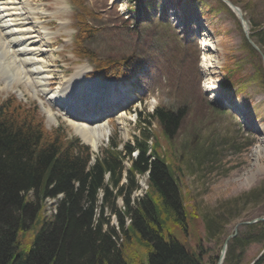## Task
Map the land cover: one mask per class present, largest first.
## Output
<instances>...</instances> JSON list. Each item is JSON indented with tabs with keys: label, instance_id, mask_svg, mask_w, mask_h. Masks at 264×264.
Instances as JSON below:
<instances>
[{
	"label": "rangeland",
	"instance_id": "1",
	"mask_svg": "<svg viewBox=\"0 0 264 264\" xmlns=\"http://www.w3.org/2000/svg\"><path fill=\"white\" fill-rule=\"evenodd\" d=\"M82 1L85 6L99 15L90 19L92 25L98 28L97 32L92 38L85 39L84 42L89 44L100 59L109 56L118 57L127 53L129 45L138 42L139 31L142 32L144 38L151 36L157 27L154 25L150 29L148 23H143L145 18H148L149 13V16H154L153 13L155 12L157 14L155 19H160L158 15H165L162 22L169 25L168 30L165 31L167 50L160 53L159 58L151 60L155 66H144L140 75L133 81L112 78L118 88L124 89L123 85L126 84L135 95V99L127 103L128 107L123 123H120L119 119L118 122L116 118H106L109 125L108 129L112 135L116 133V142L121 146L123 142L131 140L133 135L139 134L136 122L140 119L141 124H145L143 119H148V113L154 105H166L171 109L183 105L185 116L179 117L181 121H176L175 128L170 127L172 145L175 146L172 155L174 159L168 158L169 166L162 159L159 161L166 165L168 178L175 185H179L178 190L174 188L175 192L167 189L165 194L172 193L174 197V193L177 191L179 203L181 201L183 207L185 206L186 212L183 211V216L178 221H170L167 216L162 221L161 232L166 240L170 239L169 235L175 237L192 254L199 252L196 245L202 244L204 247L200 252L202 261L206 264H211L212 261L216 262L224 239L233 233L235 225L259 215L263 216L264 211V196L255 204L250 202L251 196H249V201L246 195L243 196L264 179V156L259 157V160L253 158L255 149L263 145V140L257 136L261 133L264 135V80L246 79L250 68L244 64L243 66L247 68L242 70V80H238L235 87L225 90L219 88L222 74L225 73V66H233L241 60L244 34L235 15L219 9L220 6L217 5V7L212 0H172L173 4L169 0L167 3L165 0H144L142 4H139V0ZM235 1L239 5H246L247 7L245 15L249 22L250 32L253 30H255L254 32L263 31L264 0ZM36 2L39 8H46L48 11L41 19L53 30L54 37H52L51 45L59 43V35L64 37V41L67 39L70 42L72 39L71 32L75 30L73 26L75 8L65 12L62 9L64 0H36ZM66 3L70 2L66 0ZM134 5L138 6L135 12L130 10L133 9L130 6ZM212 6L215 7L214 10L209 11ZM169 9L179 14V23L183 24L182 26L176 21L174 24L172 18L167 19L166 16L169 18L171 15ZM193 15L200 18L201 23L207 27L215 42V55L219 59V64L211 70L213 81L209 90L217 91V96L221 98L220 105L217 102L209 105L204 101L207 96L203 87L205 77L201 63L202 40L201 36L195 35V27L186 22V20L194 18L191 17ZM173 24L177 31V34L174 35ZM262 38L264 49V34ZM69 44L67 41L57 44L66 47L57 54L55 52L57 69L64 70L66 77L70 76L75 68L80 65L89 64L92 69L93 63L88 60H78L71 52V45L69 46ZM50 48L52 52L55 49L54 47ZM261 63L263 62L261 61ZM234 80H237L235 76ZM2 82L0 77V97L9 91L16 92L18 98L26 101V103L36 104L40 114L44 115V122L47 127L60 125L64 127L68 136L74 135L73 128L62 115V111L55 109L57 121L51 123L43 109L44 105L42 107L40 101L35 100L30 90L23 88L19 82H14L9 87ZM51 83L54 84V87L57 86L54 79L50 80V86ZM20 89L23 91L21 95L19 94ZM228 98L231 101L239 100L242 109H231V104L227 101ZM43 102L48 105L47 101L43 100ZM149 125L151 128H155L153 121ZM154 132L161 144L159 151L164 149L165 152L163 153L168 157L172 151L171 148H168V140L163 138L164 135L160 129L155 128ZM153 139H155L154 135ZM106 144L105 138H102L97 151ZM132 156H134L133 153ZM145 173H148V168L144 169L143 174ZM246 176L249 177L248 182L242 183ZM160 192H162L161 189ZM132 193L138 194L139 192L133 188L130 190L129 197L133 195ZM143 193L137 195L136 198L141 199L144 196ZM124 195L123 193L118 197H109L101 215L106 225L104 228L112 227L117 232L119 236L117 243H121L120 240H123L121 237L123 233L120 226L118 229L116 216L123 214L124 203L119 197L123 198ZM161 195L165 198L164 192ZM154 196L151 195L153 202L155 201ZM166 201L168 202L169 199ZM50 202L51 200L48 199L47 204L44 203L43 205L46 219L51 216L48 212L51 207ZM193 203L197 207H194ZM128 205L133 208L130 201ZM156 207L160 213L161 202H158ZM193 214L196 216L194 221H191L190 217ZM202 214L207 215L206 217L221 215L224 219L222 230L210 241L206 240L205 237ZM42 218L43 209H40L29 228L18 230L17 239L20 250L23 251L32 246L35 234L42 224ZM130 218V214L124 215L123 229L127 228L126 224L130 223ZM240 230H242V225L237 227V234ZM130 241V245L135 249L143 247L139 238L131 236ZM123 248L126 257H131V251L124 243ZM142 251L139 250L138 252ZM262 251L263 248L258 243H251L246 247L245 262L252 264ZM141 256L144 257V254ZM142 262L148 264L147 257Z\"/></svg>",
	"mask_w": 264,
	"mask_h": 264
},
{
	"label": "trees",
	"instance_id": "2",
	"mask_svg": "<svg viewBox=\"0 0 264 264\" xmlns=\"http://www.w3.org/2000/svg\"><path fill=\"white\" fill-rule=\"evenodd\" d=\"M142 1L144 0H139V4H142ZM212 2L216 6L219 5V9L230 12L220 0ZM83 8L82 14L76 16L77 35L74 51L95 61V51L84 42L94 36L93 27L86 21L87 17L94 14L85 6ZM135 8L138 6L133 9ZM214 8L212 6L209 10L213 11ZM242 9L246 11V5ZM161 22L162 20H149L147 23L150 29L154 25L157 27L151 36L144 38L139 31L138 43L130 44V52L126 53L128 55L122 54L118 58L106 57L104 61L97 62L99 67L103 71L111 70L113 74H120L130 70L133 58L155 60L167 47L165 31L168 27L163 28ZM263 34L264 31L251 33V37L262 51ZM139 46L144 48L139 49ZM240 58L235 65L225 66L222 85L233 87L238 80H242V70L247 68L244 64L250 68L246 79L264 80L260 55L244 37ZM228 71L230 72L227 73ZM234 76L237 80H234ZM180 113L177 111L175 114L160 107L156 108L150 117L157 119L170 134V127H174L179 116H183ZM148 136L149 133L144 128L142 136L139 139L134 138V146L124 144L126 153L136 147L139 156L133 161L132 169L128 172L127 184L119 186L117 193L113 195L108 185H103V173L109 171V184L118 186L122 151L116 148L115 142L104 149L95 162L88 166L87 146L78 144L76 139L67 138L58 128L47 130L33 106L19 104L13 97L0 100V264H143L145 257L148 264H206L201 259L200 252L204 249L202 244H197L199 252L192 254L175 237L169 235V240L163 237L162 221L167 216L170 221H178L182 218L183 211L186 212V208L181 201L179 203L177 191L174 197L172 193L165 194L167 189L175 192L174 188L178 190L179 185H175L168 178L166 166L159 161L161 159L156 148H151V153L146 155ZM173 153L174 151H171L168 157H172ZM147 168L150 171L151 187L158 193V198L156 196L154 199L162 204L160 213L149 193L139 199L135 207L128 205L130 190L135 188L134 171L140 172ZM100 187L104 188V195L99 205V216L94 223L96 193ZM159 188L164 192L165 198ZM30 191L33 193L32 198L29 196ZM263 192L264 179L243 196L246 195L248 201L251 196L250 202L255 204L264 196ZM58 193H62L63 197L56 207V213L52 219L42 218L32 246L20 250L18 230L29 228L33 224L44 197ZM123 193L126 204L123 214H130L131 220L130 225L123 229L124 215L117 216L123 233V240L117 244L113 238L114 235L117 237V233L112 227L102 230L101 215L108 198ZM193 206L196 204L193 203ZM262 215L264 216V211ZM195 216L193 214L190 217L191 221H194ZM206 216L202 214V221L206 240L210 241L222 230L224 219L221 215ZM131 236L139 238L143 247L135 249L130 245ZM123 243L131 251V257L124 254ZM251 243H258L264 248L263 221L242 226V230L228 242L222 264H248L249 262H245V252ZM139 250L143 251L138 252ZM141 254H144V257ZM252 264H264V250Z\"/></svg>",
	"mask_w": 264,
	"mask_h": 264
},
{
	"label": "bare ground",
	"instance_id": "3",
	"mask_svg": "<svg viewBox=\"0 0 264 264\" xmlns=\"http://www.w3.org/2000/svg\"><path fill=\"white\" fill-rule=\"evenodd\" d=\"M33 1L0 0L2 83L11 86L12 83L19 82L30 90L38 88L47 102L63 111L73 130L82 140L96 149L100 139L107 136L109 132L108 123L102 120L103 117L107 113L115 112L118 113L120 123H123L126 117L124 109L127 106V100L132 97V92L124 91L125 89L115 91L112 82L97 84L86 77L88 68L85 66L80 72L76 71L70 77L59 74L53 63L55 56L49 46L52 41V32H45L43 39L41 35L43 30L39 31L40 23L38 22L39 15L43 12ZM191 20L190 22L196 24V33L201 36L202 71L205 85L210 86L209 84L213 81L211 70L219 64V59L215 55V42L207 29L197 26L199 22L195 20V17ZM21 62L25 63L24 73L21 72L23 68L20 65ZM55 76L59 78L57 86L50 88V80H55ZM102 84L105 85V89L100 91L99 86ZM211 92L212 97H217L215 91ZM41 104L43 105L42 101ZM234 105V110L241 108L239 100H235ZM47 112L51 120H56L49 105ZM260 139L263 140V145L255 149L253 153L255 160L264 156V135ZM248 178L246 176L242 183L248 182Z\"/></svg>",
	"mask_w": 264,
	"mask_h": 264
},
{
	"label": "water",
	"instance_id": "4",
	"mask_svg": "<svg viewBox=\"0 0 264 264\" xmlns=\"http://www.w3.org/2000/svg\"><path fill=\"white\" fill-rule=\"evenodd\" d=\"M226 2L230 5V7H231V8L235 11V13L237 14V17H238V19H239V21H240V23H241V25H242V27H243L244 33H245L246 36H247L248 25H247V21L244 19L243 15H242L241 10H240L237 6L231 4L228 0H226ZM247 38H248V41L251 43V45H252L254 48H257V46L252 42V40H250V38H249L248 36H247ZM262 58H263V56H262ZM263 61H264V58H263ZM256 221H264V217H256V218H254V219H252V220H250V221H242V222H239V223H237V224L235 225V227H234V229H233V233L230 234V235H228V236L226 237V239L224 240V242H223V245H222V247H221V249H220V253H219V257H218V261H217L216 264H221V263H222V261H223V259H224V256H225V253H226L227 242H228V240H229L230 237H232V236H234V235L236 234V232H237V227H238L240 224H250V223H254V222H256Z\"/></svg>",
	"mask_w": 264,
	"mask_h": 264
}]
</instances>
